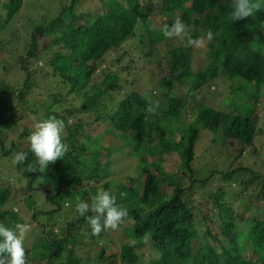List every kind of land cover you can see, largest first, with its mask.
I'll use <instances>...</instances> for the list:
<instances>
[{
    "label": "trees",
    "instance_id": "1",
    "mask_svg": "<svg viewBox=\"0 0 264 264\" xmlns=\"http://www.w3.org/2000/svg\"><path fill=\"white\" fill-rule=\"evenodd\" d=\"M99 1L96 8L88 4L89 0H51V7L46 8L41 1L31 3L27 5L28 12L36 17L28 20L24 14H19L25 0H0V35L4 33L6 37L7 27L10 30L14 27L16 17L25 16L21 26L13 30L16 34L0 41V64L8 68L9 61L1 53L9 50L25 75L16 96L0 76V90L6 94V99L17 98V102L4 106L7 112L0 118V158L15 150L28 153L23 164L9 162L16 170L11 174L16 177L15 181L8 177L5 179L10 182H0V222L7 226L30 222L32 230L25 240L27 264H87V255L70 254L75 244L87 243L82 225H87L90 238L98 240L93 247L98 249L97 258L102 264H264V143L261 144V160H255L259 163L257 168L240 162L221 171L211 168L206 177H194L193 166L196 146L204 130L222 136L229 148L231 163L244 158L253 146L248 156H256L254 151L260 145L255 143L264 125L261 120L264 11L256 13L255 18L232 22L230 0ZM149 2L152 4L147 5ZM154 4L166 16L165 24L170 26L180 18L192 29L194 39L206 37L209 30L214 33L212 45L200 64L190 60L192 46H187L186 42L181 49L183 56L176 58L167 41L170 38L162 33L165 24L159 26L153 21ZM38 9L40 13L35 14ZM21 33L29 37L26 43L16 41ZM42 38L48 40L40 44ZM133 43L137 44L136 53L121 50L124 45ZM161 44L171 49L163 52ZM114 54L116 59L112 64L127 73L145 61L156 62L165 74L158 85L152 84L155 89L144 93L134 90L119 99L112 112L102 118L106 126L98 133L85 123L82 113L93 107L109 89L115 88L121 79L120 72L105 65ZM42 59L45 60L43 68L38 63ZM221 70L223 77L228 78V88L211 91L210 84L222 77ZM41 71L51 100L46 103L45 113L36 117L43 120L56 116L64 120L63 137L69 145L63 159L50 164L44 173L38 170L30 142L24 146L22 141L32 130L24 128L17 139L10 137L17 125L16 115L27 121L28 111H38V106L34 108L36 104H27V95L39 85L40 79L39 82L36 79ZM97 73L104 75L101 80L95 77ZM98 81L105 84L104 89L96 85ZM89 84L96 85L95 93L82 100L79 93ZM206 84L208 94L224 95L220 107L197 102L196 95ZM184 87H187L186 92ZM156 101H159L157 113L146 116L144 109ZM188 105L197 107V113L193 114V107L188 109ZM189 114L193 115L188 118ZM70 119L74 123L71 124ZM114 135H121L126 145H112ZM129 146H133L130 153ZM120 150L137 159L136 166L141 168L144 180L140 174L130 177L128 186L119 181H105L113 173L109 165L116 167L113 159L117 155H109V162L102 155L107 151L120 154ZM170 153L179 155L178 175L164 168L165 156ZM30 166L33 171H29ZM16 174L18 177L14 176ZM86 181L101 183V188L89 186ZM219 182L223 185L219 186ZM233 182L238 183L241 193L252 190L255 200L252 207L250 203L249 208L235 211L223 187L232 188ZM115 184L120 187L117 192L113 190ZM100 189L114 192L118 204L129 212L128 221L120 228L130 233L119 250L111 243L115 230L93 235L86 219L92 213L80 216L75 210L78 202H89ZM196 193L207 201L197 200ZM24 201L27 208L23 206ZM17 208L19 213L14 211ZM59 210L67 215L63 216V226L59 225L58 229L57 225H47L46 218L38 222L42 213ZM213 211L218 213L222 224L215 233L213 227H207L210 236L202 239L197 225L211 220ZM73 212L76 215L71 216ZM242 222L244 229L240 228ZM35 224L42 226L43 234L30 241ZM130 238L137 240L135 246H129ZM147 242L160 253L159 259L148 253ZM87 254L89 256L91 250Z\"/></svg>",
    "mask_w": 264,
    "mask_h": 264
},
{
    "label": "rangeland",
    "instance_id": "2",
    "mask_svg": "<svg viewBox=\"0 0 264 264\" xmlns=\"http://www.w3.org/2000/svg\"><path fill=\"white\" fill-rule=\"evenodd\" d=\"M4 0H1V2ZM39 1H41L43 3V5H45L44 7L46 8L48 5L51 7L52 4H50L51 0H25V5L23 7V9L21 10V12L19 14H24L27 19L29 20L30 18H35L36 16H31V14H29V10L30 7H28V4L31 3H38ZM58 1V0H57ZM123 1V0H122ZM90 3H88L89 5L92 4L94 8L99 7V0H89ZM124 2V1H123ZM144 2V1H143ZM54 4L56 6H59L57 4V2H54ZM152 3L149 2L147 5H151ZM86 6V5H85ZM41 8V7H40ZM39 8V9H40ZM52 8H56V7H52ZM153 21L155 24L160 25H164L167 21L166 16L162 15V13L159 12V8L157 6V4H154L153 6ZM38 9L37 12H34L35 14H39L40 10ZM33 13V12H32ZM21 16V15H20ZM16 17L15 19V23L14 27H12V29L10 30L9 27H7L6 30V37L4 33H1L0 35V41L3 40H7L9 37H11V35H13L14 33L16 34L15 31L13 30H17V28H19L23 22V17L25 16H21V17ZM28 27L30 28V26L28 25ZM1 29V28H0ZM28 35V32H27ZM25 38V36L21 33L19 35V39L16 40L17 42H21V44L26 43L28 38L23 39V37ZM204 38V44L202 47H191V61H193L194 64L198 65L200 64V62L202 60H204V56L206 54V52L208 51L209 47H211L212 42L207 41L206 37H201ZM48 39L47 38H42L40 44H44ZM172 46L174 54L176 56L177 59H179L180 57L183 56V52L181 51V49H184L185 44L183 42H181L180 40L177 39H169L167 40ZM137 46V44H136ZM135 44L133 43V45L130 44H126L123 47H121V50L124 49H129L132 52L136 53V50H134V48L136 47ZM171 47H169L167 44H161L160 45V49L163 50V52H167L169 49H171ZM131 52V53H132ZM2 57L5 60H8V68L4 69L3 65L0 64V76L5 80L6 84L12 89V91L14 92V95L16 96L19 93V87L22 85V82L24 81L23 79L25 78L24 72L19 70V66L20 63H18L16 60H14L16 58V56L12 57V54L9 50H5L2 51L1 53ZM116 55H110V57H108L107 62L105 63V65L109 66L110 69H112L113 71H118L121 74V79L118 81V84L115 88L109 89V91L107 93H105L104 95H102V97L97 101V103L91 107L88 111H84L82 114V116L85 119V123L90 124L92 130H96L98 133L102 132L101 130H103V128L106 126V124H104V119H102L103 117H106L109 113L112 112V110L116 107V102H118L119 99L123 98L124 96H126L128 93L137 90L139 92H146V91H151V89H155L156 87H154L152 84H156L158 85L159 79L162 77V75H164L165 73L161 70L158 69V66L156 64V62H142L140 64H138L136 67H134L130 73H127L126 70H124L123 68H121L120 66L117 65H113L112 62L116 59L115 57ZM150 59V57H149ZM154 57H152L151 60H153ZM148 60V59H146ZM39 65L43 68L45 65V60H39L38 61ZM13 65V66H12ZM105 65H102V67H105ZM52 72V69L50 70ZM142 73V75H140ZM144 73L146 74V76L144 75ZM220 74L222 75L223 72L221 70ZM103 74L97 73L96 74V78L101 80L103 78ZM36 78V77H35ZM40 82H39V79ZM42 78V71L40 72V77H37V81L39 82L38 86H35L32 88V90L30 91V93L27 95V99H28V105L29 104H36V107H34L35 109H37L38 106V111L36 113H32L30 111H28L29 118L27 121H25L19 114L18 116H15V120L17 121L15 125V131L12 132V137L11 139H17V135L19 132L23 131L24 128H30L32 131L34 130V126L35 124L40 121L37 119V115H41L44 114L46 111V103H49L51 100V97L48 95V91H47V82H44V80L41 79ZM94 81V80H93ZM228 78H224L223 75L222 77H218L216 78L213 82H211L210 86H211V91L213 90H218L220 89L221 91H223L224 88H228ZM96 85H100L103 89L105 88V84L102 83V81H98L96 83ZM96 85H91L89 84L86 88H84L81 93H79L80 98L82 100H85L88 98L89 95H93L95 93V88ZM208 84L204 85V87L201 88V90L198 92V94L196 95V100L197 102H207L211 105H213L214 107L217 106L220 107L221 105H219V103L221 102V100L223 99L224 95H219L218 97H216V93H211L208 94V90L209 88L207 87ZM67 89V88H66ZM50 91V90H49ZM54 89H51V92H54ZM155 91V90H154ZM183 91L186 92L187 91V87L183 88ZM41 92V93H40ZM7 96L6 94L0 90V118L1 115H5L6 114V108L4 109V106H9L11 104V102H17V98H14V96L9 97L8 99H6ZM5 100V101H4ZM264 101V98H263ZM20 105H22L20 103ZM163 105H167L166 103H164ZM192 105V104H191ZM23 106V105H22ZM181 106V105H180ZM193 107V114L197 113V107L194 106H189L188 105V109ZM66 108V107H63ZM63 108H59V111H64ZM261 111L263 113V116L261 117V120L264 122V103L261 106ZM193 114H189L188 118L191 117V115ZM97 118H101V119H97ZM69 122L72 124L74 123L73 119H70ZM14 125V124H13ZM90 126L88 125V128H90ZM262 128V131L259 132L258 134V138L256 140V145H260L256 151L255 154L256 156L253 157L252 156H248L249 153L253 152L254 146L252 148H250L247 152V155L242 158V159H238L237 161H235L234 163H231L229 160V148L227 147L226 144L223 143V139L222 136L217 135L215 136L212 132H210L209 130H204L202 131V134L198 140L197 146H196V158L193 162V166H194V172L195 176L194 177H203V176H208L210 174V172L208 173V171L212 168H216L217 170H220L227 167L230 164H234L237 165L238 163H242L244 165L249 164L250 166H255L256 168L258 167V162H255V160H261V155L262 153V148H261V144L264 143V139H262L264 137V125ZM24 146L28 145V137H25L22 139ZM112 145H126L124 144L125 142L122 140V136H117L114 135L113 140H112ZM10 142V140L8 141ZM133 150V146H129L128 147V151L130 153V151ZM17 152V150L13 151L9 156H5L4 158H0V161H2V164H0V182H10L15 181L16 177H11V174L16 172V170L14 168H12L11 164H9L10 161L13 160L15 153ZM120 154L117 152H106L104 153V155H102L103 158H105L108 162V158L109 155L111 156H115L117 155V157L115 159H113V164L116 167H112L111 165L110 168L111 170H113V173L105 179V181L108 180H112V181H119V183L123 182L124 186H128V182L127 180L130 177H134L135 175H140L141 174V168L137 165V159L133 158L131 156H126L125 153L123 151H119ZM118 153V154H116ZM123 153V154H121ZM127 154V153H126ZM136 159V160H135ZM9 164V165H8ZM117 164V165H116ZM180 164V158L179 155L177 153H170L167 154L165 156V161L163 163L165 170L168 173H171L172 175H176L178 172V165ZM177 174V175H178ZM143 175V180L145 179V175ZM18 177V174L14 175ZM10 178L11 180H7L5 178ZM222 182V180H221ZM221 182H219L221 184ZM14 183V182H12ZM103 183V182H102ZM118 183V182H117ZM85 184H89L90 185H97L99 186V188H101L100 184H97L95 181H89L87 183V181L85 182ZM214 184H218V183H214ZM228 184V183H226ZM233 187H227V186H223L224 189L226 190V195L229 196L230 201L232 202V204L234 205V209L236 212H238L239 210L245 209V208H249L250 207V203H251V207L253 206L254 203V197H253V192L252 190L246 191L241 193L242 191H240V187L238 186V183L233 182ZM15 187L18 188V185L14 184ZM135 185L138 186L137 183H135ZM223 184L219 185L222 186ZM166 190H169L168 187H166ZM120 189L119 186H116V184L113 186V190L115 192H117ZM46 194V193H45ZM197 197V200L199 201H207V199L201 197L198 193L195 194ZM88 203H91V200H89ZM23 206L25 208H27L28 204L24 201L23 202ZM66 212L64 210H59V211H54L52 213H46V214H41V216H39V220L38 222H43L46 221L45 218L48 221L47 225H57L56 229H58L59 225L60 227L63 226V221L65 219H62L63 216L65 218L66 216ZM76 215L74 212L73 214H71V216ZM50 218V219H49ZM211 220H205V221H201V223L199 225H197L200 229V236L202 239L207 238L208 236H210L208 234V232L206 231V228L211 226L214 228V232L215 233L217 230V228L220 226V224H222V220L219 217L218 213L216 211L211 212V216H210ZM30 224V222H29ZM240 228L244 229V222H242L240 224ZM33 228L35 229V231L33 230V235H32V239L30 238L29 240H34L36 239L39 234H43V229L42 226H40L39 224H35L33 225ZM82 230V235H85V237L88 239L86 242V244L83 245H77L75 244L72 247V250L70 252V254L72 256L75 255H82V256H86V260L88 261L87 264H100V258H97V254H99L98 249H96L95 247H93L94 242H97L98 240H93L92 238H90V234L87 225H82L81 227ZM127 233L129 234L130 231L127 230L125 231V229H119V231H115L114 234L112 235V247L115 248V250H119L120 245L122 242H124V239L127 238ZM103 238H99V240H101ZM92 244V245H91ZM147 248H148V253L151 255L152 258L154 259H159L160 257V253L153 247L152 243L147 242ZM92 247V248H90ZM91 250V254H87V252H89ZM112 251V249H111ZM109 251V252H111ZM114 251V250H113ZM96 257V258H95ZM92 260V263L90 262ZM102 264V263H101ZM140 264H144L143 262Z\"/></svg>",
    "mask_w": 264,
    "mask_h": 264
},
{
    "label": "clouds",
    "instance_id": "3",
    "mask_svg": "<svg viewBox=\"0 0 264 264\" xmlns=\"http://www.w3.org/2000/svg\"><path fill=\"white\" fill-rule=\"evenodd\" d=\"M232 8L231 20L237 21L245 18H255L256 13L264 11V0H230ZM192 29L180 18H177L170 26L165 24L162 33L165 38L177 39L186 42L187 46L202 47L204 38H193ZM207 41L214 39V33L209 30L206 34ZM159 108V101L149 103L144 109L145 115H155ZM65 122L62 119L51 116L38 121L34 130L28 137L31 153L37 158L39 171L46 172L50 164L63 159L69 151V145L64 142L63 133ZM28 159V153L18 150L13 158L14 164H23ZM29 171L33 169L29 168ZM124 194L121 193V196ZM76 212L86 217L93 235H100L107 230L118 231L129 219L128 209L118 204L117 197L110 190L100 189L91 197V203L81 201L76 205ZM19 213V209H14ZM32 226L29 223H16L14 226H7L0 222V264H27V250L25 240L31 232ZM146 242V241H145ZM129 246H135L137 240L130 238Z\"/></svg>",
    "mask_w": 264,
    "mask_h": 264
}]
</instances>
